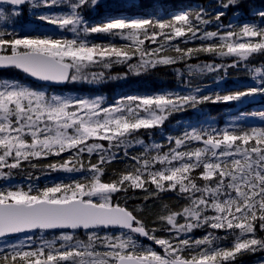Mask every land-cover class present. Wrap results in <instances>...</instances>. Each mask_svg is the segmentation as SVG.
I'll return each instance as SVG.
<instances>
[{
  "label": "snow or ice",
  "instance_id": "1",
  "mask_svg": "<svg viewBox=\"0 0 264 264\" xmlns=\"http://www.w3.org/2000/svg\"><path fill=\"white\" fill-rule=\"evenodd\" d=\"M7 2L22 11L31 0ZM61 5H66L68 11L41 12L37 18L55 25L62 33H71V37L0 30V67H14L44 81L63 82L87 79L83 73L91 65L108 68L113 63L128 62L137 54L140 63L129 64L130 68L172 65L198 52L233 57L230 66L235 67L254 54H264V10L257 12L261 24L225 26L222 22L227 10L242 7L241 0H221L223 10L215 14V31L203 29L212 21L204 19L202 8L172 14L167 19L115 17L90 23L81 13L89 5L99 7L98 0L32 3L34 11ZM21 11L13 10L10 15L19 16ZM7 19L0 10V20ZM97 34L119 37L127 43L117 46L111 41L102 44L89 39ZM146 40L159 47L144 49ZM195 40L200 41L196 49L179 46L180 42ZM164 48L174 50L175 55H163ZM223 67L190 65L189 71L198 68L212 72ZM255 72L264 69L256 68ZM261 80L258 87L215 97L165 92L129 96L108 107L103 106L100 97L49 96L19 82L0 81V169L19 168L23 161L34 157L65 152L71 156L74 152L79 169L71 160L48 167L86 173L82 180L42 189H0V237L35 230L60 232L39 243L25 235L20 244H12L0 253V264H232L238 255L264 250V239L256 238L257 229L264 231V127L193 128L175 138L174 147L169 146L167 152L161 154V146L153 145L157 155L132 157L134 164L117 178L110 182L102 179L104 165L116 159L110 149L126 143L139 130L159 127L173 112L204 101L227 103L264 94V76ZM258 115L264 117V112ZM100 141H106L107 147ZM194 141L198 145H193ZM84 153H96L99 159L85 168L79 160ZM130 189L150 194L173 191L183 197L184 207L173 211L165 205L166 214L157 218L166 229V237L158 236L161 229L149 228L127 207L113 203L115 196ZM201 227L230 234L231 246L217 244L227 236L218 237L213 231L193 239L189 234ZM80 229L85 231L86 239L77 238ZM108 229H118L119 234ZM139 237L153 241L163 253L140 245Z\"/></svg>",
  "mask_w": 264,
  "mask_h": 264
},
{
  "label": "trees",
  "instance_id": "2",
  "mask_svg": "<svg viewBox=\"0 0 264 264\" xmlns=\"http://www.w3.org/2000/svg\"><path fill=\"white\" fill-rule=\"evenodd\" d=\"M32 2V1H31ZM31 2L26 4L21 11L18 7L6 3H0L3 12L8 16L4 23L8 28H19L27 30L25 34L41 35L50 34L53 36H68L69 32H61L55 25L47 24L35 18ZM117 4H119L117 6ZM120 4L128 7H119ZM242 7L236 9H229L221 18L225 26L232 24L233 26L242 24L244 22H254L261 24L260 17L257 15L259 10H264V0H241ZM221 0H126V2L115 1V4L106 7V5L99 4V7L89 5L88 8L82 11V15L90 23H102L115 17L134 18L133 13H140L137 17H151L153 20L157 18H169L174 12L185 11H199L204 9L206 15L204 19H209L212 22L203 25L205 31H215L216 22L215 14L220 8ZM62 8L67 11L66 5H61L54 8H43L50 11H58ZM140 10H139V9ZM13 10L21 11L19 16L10 15ZM42 10V9H36ZM22 33V32H20ZM143 39V37H141ZM96 43L106 44L110 41L117 44V46L127 43L119 37H111L105 35H93L89 37ZM159 39V38H158ZM200 44L199 40L190 41L187 43L180 42L179 46L184 48L196 49ZM175 42L173 43V48ZM144 49H151L159 47V44L145 41L142 46ZM163 55L173 56L174 50L164 48ZM139 54L132 57V59L125 63H113L110 67L105 68L102 65H91L84 70L83 75L87 79L81 78L75 81L71 79L63 88L41 86L32 82L25 74L19 72L15 68L0 70V81L7 80L9 82H19L24 86L32 89L45 90L46 94L51 96L54 94L72 95L78 98L94 99L102 98L103 106L115 105L122 98L129 96H145L154 94L180 93L187 95L194 93L198 97L211 96L216 94L224 95L236 91H243L249 87H258L262 83L261 77L264 72L256 73V68L264 69V54H254L248 60L242 61L238 66L232 67L233 57H219L210 53L198 52L187 58L185 61H179L172 65H149L143 69L141 73H134L129 64L135 59H139ZM158 59L159 56H146L145 59ZM197 63L204 64H223L224 67L212 72L203 71H189L190 65ZM93 74H96V79H93ZM199 89L196 93L195 90ZM264 94L258 101H245V97L240 101L232 102H213L212 100L204 101L196 104L195 107L187 106L182 111L173 112L165 120L163 125L152 129H141L139 132L129 137V141L110 149V152L115 154L116 159L104 165V175L102 179L105 182L117 178L119 174L125 171L129 165L134 164L132 157L139 156H155L156 150L153 145L161 146V154L167 152L169 146L174 147V139L181 137L186 132H190L193 128L200 130L210 129H224L229 126L238 128H252L264 127V117L258 115L264 108ZM257 105V109L253 107ZM248 115L249 119L237 120L239 116ZM137 140L143 141V144L136 143ZM107 147L106 141H100ZM171 142V144H170ZM193 145H198V142H193ZM99 159L98 154L93 153L89 156L84 153L79 158L85 168L88 167L89 162L96 163ZM71 160L72 165H76L79 169V163L76 159V154L73 152L70 156L68 152L61 153L59 156L49 155L34 157L29 161H23L21 167L14 169H0V189H15L17 187L27 190L29 187L34 189H42L46 186H52L57 183H72L74 180H82L86 173L79 170L69 172L63 169H51L48 166L56 164L59 166L64 161ZM71 166V165H70ZM155 188L154 185H150ZM145 197H148L145 199ZM113 203L127 207L128 210L133 211L139 219H142L149 228L153 226L161 229L156 234L158 236L167 235L166 229L158 223L157 218L162 214L165 215L164 206L167 205L169 209L176 211L185 206V201L179 193L173 191H159L150 194L142 189L128 190L121 192L114 197ZM139 205L140 210L135 211L133 208ZM183 223L181 219L179 221ZM106 231L116 232L118 229H108ZM209 231L218 237H225L216 241L217 244L224 247H230L232 243V236L225 233L223 230H211L205 227L193 229L189 234L193 239L202 238ZM36 235V233L46 234L50 238L53 232L34 231L28 232ZM27 233V234H28ZM77 233H85L77 232ZM25 233L19 235L23 236ZM57 234V233H55ZM103 234V232H100ZM12 239H0V242ZM86 239V235L82 236ZM257 239H264V231L257 229ZM142 246H150L145 240L138 239ZM1 251L0 253H2ZM260 260H264V250L255 252H246L238 255L232 264H255Z\"/></svg>",
  "mask_w": 264,
  "mask_h": 264
},
{
  "label": "rangeland",
  "instance_id": "3",
  "mask_svg": "<svg viewBox=\"0 0 264 264\" xmlns=\"http://www.w3.org/2000/svg\"><path fill=\"white\" fill-rule=\"evenodd\" d=\"M115 1H120V0H115ZM115 1L114 0H98V4H103V5H106V6H110V5H113L114 3H115ZM122 1H126V0H122ZM35 2V0H32V2H31V5H32V3H34ZM1 3V2H0ZM32 7V6H31ZM32 9H33V7H32ZM0 10H2V11H4L3 10V8H2V5H0ZM17 11V10H16ZM19 11V10H18ZM68 11V10H67ZM33 12L35 13V15H34V17L35 18H37L38 17V15L41 13V12H49V13H61V12H66V11H64L62 8H60V9H58V11H50V10H48V9H42V10H35L34 11V9H33ZM249 22V21H248ZM13 29H15L17 32H22L23 34H25L26 33V31L27 30H21V29H19V28H16V27H14V28H8L7 27V25L4 23V20H0V30H6V31H9V32H11V31H13ZM139 63H140V58L139 59H135L133 62H131L130 64H133V65H139ZM195 65H197V66H203V65H205L204 63H197V64H195ZM101 66V65H100ZM151 66H153V65H151ZM143 69H145V68H143V67H140V68H136V69H133V68H131V70L134 72V73H141L142 71H143ZM194 71H197V72H201V71H199V69L198 68H194V69H192V72H194ZM206 71V70H205ZM26 87H28V86H26ZM34 90H38V91H43V92H46L45 90H41V89H34ZM53 95H59V96H62V97H71V98H78V97H76V96H72V95H65V94H54L53 93ZM261 96H262V94L261 93H257V94H254V95H250V96H247V97H245V101L247 102V101H258L259 99H261ZM120 101V100H119ZM264 105V104H263ZM109 106H112V105H109ZM105 107H108V106H105ZM254 109H257V105H255L254 107H253ZM261 111H263L264 110V108H262V109H260ZM245 119H249V116L248 115H242V116H239L238 118H237V120H245ZM130 139L128 138V141H129ZM135 211L137 210V211H139L140 210V206L139 205H137V206H135L134 208H133ZM162 215V214H161ZM104 234V233H103ZM103 234H100V235H103ZM25 235H30V236H32L33 237V240H35L37 243H39V241L41 240V239H45V240H50V239H53V238H55L56 236H59L60 235V232L59 233H57V234H52L51 236H50V238H48L49 236L48 235H46V234H41V233H36V235H34V234H32V233H28V234H24L23 236H21V237H19V236H17V237H19V238H16L15 240H5L4 242H0V252L1 251H3L4 249H6V248H8V247H10L12 244H20L22 241H24V239H25ZM84 235H86V234H84V233H76V236H77V238H79V239H84L82 236H84ZM5 239H12V238H5ZM138 243L140 244V245H142V243L141 242H139L138 241ZM156 249V248H155ZM261 261H264V260H260V261H258L257 263H255V264H261Z\"/></svg>",
  "mask_w": 264,
  "mask_h": 264
},
{
  "label": "water",
  "instance_id": "4",
  "mask_svg": "<svg viewBox=\"0 0 264 264\" xmlns=\"http://www.w3.org/2000/svg\"><path fill=\"white\" fill-rule=\"evenodd\" d=\"M1 3H6V4H10L7 2V0H0ZM11 5V4H10ZM9 68H14V67H0V70H3V69H9ZM16 69V68H15ZM22 73H24L22 70H19V69H16ZM32 82H34L35 84L37 85H41V86H49V87H58V88H63L64 86H66V84L69 82V80L67 81H63V82H53V81H44V80H41V79H38V78H35V77H32L31 75L29 74H26L24 73ZM122 206V205H121ZM124 207V206H122ZM80 230H83V229H80ZM45 231H50V232H59V230H45ZM23 233H19V234H11V235H8V236H5V237H0L1 238H10V237H16V236H19ZM142 239H146L148 240L147 238H144V237H140ZM148 241H151V240H148ZM159 246V245H158ZM160 247V246H159Z\"/></svg>",
  "mask_w": 264,
  "mask_h": 264
},
{
  "label": "flooded vegetation",
  "instance_id": "5",
  "mask_svg": "<svg viewBox=\"0 0 264 264\" xmlns=\"http://www.w3.org/2000/svg\"><path fill=\"white\" fill-rule=\"evenodd\" d=\"M115 1V0H114ZM134 1H140V0H134ZM122 2H126V1H122ZM115 4V3H114ZM103 5V4H102ZM119 4H117V6H118ZM94 7V6H93ZM106 7H108V6H106ZM119 7H128V6H125V5H122V4H120V6ZM109 8V7H108ZM139 9V8H138ZM140 10V9H139ZM140 15V13H138V12H135V13H133V16H134V18H141V17H137V16H139ZM80 231V230H79ZM79 231H77V232H79ZM76 232V233H77ZM81 232H84V231H81ZM140 238V237H139ZM140 239H142V238H140ZM142 240H145V241H147L148 243H149V245L150 246H152V247H154V248H156V250L157 251H160L161 253H163V250L158 246V245H155L154 243H153V241H148V240H146V239H142Z\"/></svg>",
  "mask_w": 264,
  "mask_h": 264
},
{
  "label": "bare ground",
  "instance_id": "6",
  "mask_svg": "<svg viewBox=\"0 0 264 264\" xmlns=\"http://www.w3.org/2000/svg\"><path fill=\"white\" fill-rule=\"evenodd\" d=\"M154 227V226H153Z\"/></svg>",
  "mask_w": 264,
  "mask_h": 264
}]
</instances>
